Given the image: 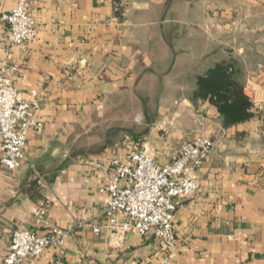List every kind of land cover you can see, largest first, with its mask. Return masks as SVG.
Wrapping results in <instances>:
<instances>
[{
	"label": "crops",
	"instance_id": "obj_1",
	"mask_svg": "<svg viewBox=\"0 0 264 264\" xmlns=\"http://www.w3.org/2000/svg\"><path fill=\"white\" fill-rule=\"evenodd\" d=\"M16 0H0V16ZM37 38L12 49L15 83L41 104V128L27 132L25 159L0 164V261L16 229L70 230L19 264H159L152 235L112 232L102 188L125 144L165 163L182 142L210 136L198 188L178 200L177 245L169 264H264V0H28ZM8 27L0 19V67ZM230 50L240 57L253 115L224 126L207 99H190L198 74ZM155 106L129 131L102 143L113 107ZM124 100V99H123ZM107 122V123H105ZM122 137V138H121ZM1 153V148H0ZM48 202L43 218L32 209ZM121 217V216H120ZM99 227L95 233L93 228Z\"/></svg>",
	"mask_w": 264,
	"mask_h": 264
},
{
	"label": "built area",
	"instance_id": "obj_2",
	"mask_svg": "<svg viewBox=\"0 0 264 264\" xmlns=\"http://www.w3.org/2000/svg\"><path fill=\"white\" fill-rule=\"evenodd\" d=\"M0 19L8 27L6 60L0 67V164L15 171L25 159L28 130L41 128L36 118L41 98L35 90L30 91V100L23 97L15 83L18 66L12 49L36 40L37 26L28 0H16ZM125 147L123 157L113 155L104 161L111 170L109 181L102 188L109 196L104 209L108 225L117 234L134 231L154 236L165 251L159 264H169L177 245L173 218L178 200L197 190V169L210 153L213 140L203 135L185 140L165 163L158 162L145 148L133 150L130 141ZM48 205L45 201L35 206L32 214L43 218ZM99 230L98 226L93 228L95 233ZM69 233V229L57 226L43 234L16 229L0 264H19L50 246L63 245Z\"/></svg>",
	"mask_w": 264,
	"mask_h": 264
},
{
	"label": "trees",
	"instance_id": "obj_3",
	"mask_svg": "<svg viewBox=\"0 0 264 264\" xmlns=\"http://www.w3.org/2000/svg\"><path fill=\"white\" fill-rule=\"evenodd\" d=\"M226 51L228 53L225 56H220L204 72L198 74L194 89L186 90L187 94H191L190 99H207L213 104L224 126L246 120L253 115V104L244 92L243 79L246 73L242 61L230 50ZM142 105L150 113V105ZM119 125V122H115L109 128L99 131L104 145L127 133H121ZM129 130L128 127L127 131Z\"/></svg>",
	"mask_w": 264,
	"mask_h": 264
},
{
	"label": "rangeland",
	"instance_id": "obj_4",
	"mask_svg": "<svg viewBox=\"0 0 264 264\" xmlns=\"http://www.w3.org/2000/svg\"><path fill=\"white\" fill-rule=\"evenodd\" d=\"M124 99V100H123ZM122 99V104H120L117 108L113 107V111L110 112V116L112 118H120V125L119 127L121 128V133L124 131H127L130 123V119L135 115V117L139 116L140 113L143 114L144 112V107L142 104H129L128 100L123 98ZM150 108V114L152 113L153 115L155 112L153 111L155 106H148ZM107 123V122H105Z\"/></svg>",
	"mask_w": 264,
	"mask_h": 264
}]
</instances>
